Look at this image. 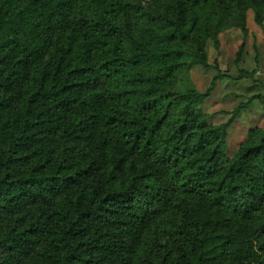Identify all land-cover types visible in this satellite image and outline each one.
<instances>
[{
    "label": "trees",
    "instance_id": "obj_1",
    "mask_svg": "<svg viewBox=\"0 0 264 264\" xmlns=\"http://www.w3.org/2000/svg\"><path fill=\"white\" fill-rule=\"evenodd\" d=\"M249 12L264 25V0H0V264H264V129L229 151L254 100L212 125L221 77L193 81Z\"/></svg>",
    "mask_w": 264,
    "mask_h": 264
},
{
    "label": "rangeland",
    "instance_id": "obj_2",
    "mask_svg": "<svg viewBox=\"0 0 264 264\" xmlns=\"http://www.w3.org/2000/svg\"><path fill=\"white\" fill-rule=\"evenodd\" d=\"M246 29V33L233 29L221 34L218 48L208 42L209 67L193 71V81L200 92L206 91L217 76L221 77L202 107L212 125L227 123L240 104L254 100L228 131L230 153L247 139L250 129H264V25L258 26L253 12H249ZM28 262L26 259L23 264Z\"/></svg>",
    "mask_w": 264,
    "mask_h": 264
}]
</instances>
